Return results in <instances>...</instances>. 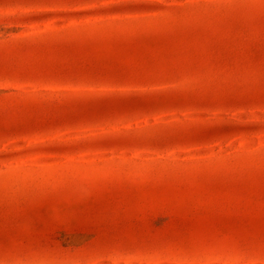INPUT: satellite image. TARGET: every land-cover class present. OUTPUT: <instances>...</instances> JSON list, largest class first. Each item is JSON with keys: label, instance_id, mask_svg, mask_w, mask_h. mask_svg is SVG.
<instances>
[{"label": "rangeland", "instance_id": "374dc122", "mask_svg": "<svg viewBox=\"0 0 264 264\" xmlns=\"http://www.w3.org/2000/svg\"><path fill=\"white\" fill-rule=\"evenodd\" d=\"M0 264H264V0H0Z\"/></svg>", "mask_w": 264, "mask_h": 264}]
</instances>
